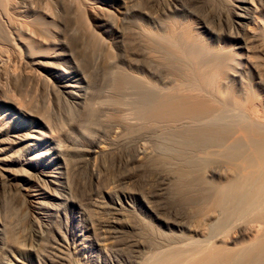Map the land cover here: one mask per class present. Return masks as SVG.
Listing matches in <instances>:
<instances>
[{
  "label": "rangeland",
  "instance_id": "obj_1",
  "mask_svg": "<svg viewBox=\"0 0 264 264\" xmlns=\"http://www.w3.org/2000/svg\"><path fill=\"white\" fill-rule=\"evenodd\" d=\"M18 1L19 8L16 12L22 14L24 13L25 16H29L31 19L36 18L37 16H43V19L48 21L47 26L49 30L54 35L58 36V39L61 41L67 40V42H70L71 38L69 37L72 31L71 29H74L76 24L81 26L83 29H93L96 33H99L98 31H100L90 19L88 12H85L84 9H80V7H78L72 0ZM97 1L100 2V5L102 6L109 4V6H114L116 9L119 8L118 10H120V7L123 5L128 7L127 10L121 13L122 15L118 14L113 16H116L113 23L118 25H115L117 28L114 27L113 24L107 25L106 31L110 37L100 31L102 34L101 36L106 37L105 39L109 42L108 46H111L109 50H113L111 51L113 56L118 57L122 54L120 50L115 47L113 41L116 44L121 41L118 39L117 31L120 28L123 30L121 25L123 20H126L128 23L126 22V25L124 26V31L126 33V39L124 42L125 53L122 60L123 62L120 63L121 67L124 68V70H121L123 72L118 71L119 73L113 74V77H111V75H101L99 76L101 78H99L100 80H98L97 77H93L91 82H95V84L97 83V87L94 86L92 88L94 93L89 98H92L94 103L96 102L95 104H97V106H103V104L108 105L110 103L109 105L113 107L121 108L122 112L114 113L115 115L111 114V119H113V117L118 118L117 116H120V120L122 122H125L126 120V124L129 120L131 123L129 127L132 128L133 125V127H139V129L137 128L138 131L135 132L133 128L128 129L129 127H127L128 131L131 130L133 132H125L126 138L123 139L124 141L122 140L121 142H117L118 144H116L115 151L111 150L109 151L110 154H106L107 156L105 155L103 158L98 159V162L96 163V170H99V165L106 167V170H103L101 174L102 183L100 184H97L95 180L91 179L88 167L83 165V163H85V152H76L73 159L77 167L76 171L73 173V177H71V181H76L78 184V190L70 202H66V204L62 205L60 218H54V221H56L55 227H49L46 223H44V221L42 222L41 225H43L44 228L46 227L45 229L43 228L45 231L43 235L41 231L39 233L38 226L36 224L34 225L31 221L32 217L37 215L33 211L34 204L30 201L31 198L25 195V191H22V196H15L9 194L10 191L8 189L5 191L0 187V201L2 203L0 208L2 207L1 209L4 213V203H6L7 215L9 217L11 216L16 223L15 239L17 241L20 239L19 241H21L20 248L9 247L8 250L0 248V264H137L132 261L140 254L145 257L146 262H151L154 259L155 254L157 252H161V249L162 252L164 250L166 252L172 250L183 252V261L177 263L174 262V264H179L181 262V264H199L203 258L206 259L210 256H215L218 253H216L215 247L221 245V241L224 242L223 246L226 245L227 247H233L235 245V242L233 241L236 239L239 225L243 222V220H250V216L246 215L253 214L255 210L258 212L262 207L263 208L261 210L264 209V201L262 202L260 200L262 197V200H264V185L263 187L260 185L256 188L257 192L255 191V198L260 200L259 202L262 204H260L261 207L256 200L252 204V206L255 204L257 205L256 207L253 206L255 208L250 206L248 210H246L248 212H244L246 213L245 215L239 213L240 215L236 214L233 217L231 216L227 225L222 230L215 233L210 230L213 222L218 219L219 216L221 217L223 212L221 196L218 191L225 186H229L231 183H235L236 179L237 182L244 181L243 183H247L246 181H248V176H244L243 173H241V170L245 167L243 164L245 158H249L253 155V150L249 146L255 141L261 144L262 141L264 142V122H261L264 121V118L257 121L254 115L251 119L250 112L245 111L244 101H242L241 98H238L240 96V91L238 89L239 86L235 83H231V87L229 86L224 92L220 93L221 96H218L219 94L216 95V84L213 83L214 79L212 78L216 70L214 69V72L213 68L210 69V67L201 68V65H197V63L199 64V60L190 54V50L194 46H198L204 49V51L206 50L207 53L204 52V57L206 58L210 55V53L219 54V52H224L232 55L233 51H236V44L239 41L238 39L230 38L223 34L219 35L220 38L217 35L211 37L208 32L199 28L202 22L205 21L211 24V26L216 27L217 30L220 28L219 30L227 32V21L231 18L230 4L232 0ZM10 7L11 6L8 1L0 0V121H2V123L9 122L8 119L6 120L4 117L9 108L6 107V103L4 104L2 99L33 101V103L38 102L39 108H43L49 102V100H47L49 99V96H46V94L43 95L41 92H38V98H36V88L33 86L34 83H23L22 81L19 83V81L16 80V75H18V73L21 74L25 70L28 71V68H30V62L25 56V50L22 46H20V44H18L19 42L16 40L14 31L2 18V12ZM11 12H14V10L11 9ZM217 16H220V18ZM123 17L125 18L123 19ZM218 20H222L221 24L220 22H217ZM23 26L26 27L24 28ZM23 26L19 27V30L23 34L28 35V33L30 34L32 32L31 27L28 26L27 28V25ZM112 38L115 39L112 40ZM11 39L15 41L17 46L20 48V54L15 55L16 53L13 52V49H11L8 45L9 41L7 40ZM166 51L180 56L181 58L179 59V62L184 61L183 64H175L170 59ZM182 54H184V57ZM258 56H261V54ZM258 56L254 57V59L260 61L261 58ZM262 63H264L263 60ZM82 69L85 68L82 66ZM83 71L91 78V75L88 74L89 70L85 69ZM148 71L155 72L158 76H152V74ZM126 72L140 76L145 83L148 82L147 84H151L150 86H153L158 91V95L162 101L171 100L174 105H179V103L181 104L184 102L192 105L203 101L210 103L208 104L210 105V108L212 107L211 109L215 110L214 113L218 112L217 115H219H216L214 117L215 119H212L211 122L218 121L230 123L232 121L234 124L239 119L236 124L232 126L233 130L232 128L230 129L231 133L229 131L226 135H224V138H226L225 140H222L224 142L221 141V144L220 142L219 144H210L206 148L205 152L207 153L203 152L201 153L202 155L199 154L202 158L208 155V158L210 156L211 157L207 162H204L205 164L201 163V166H198L197 171V167H194L195 171L192 173H197L195 181L191 178L193 176L187 178V181H193L192 186H190V188L188 187L191 191L188 190L187 187L183 188L181 185L178 186L179 177H185L182 175L184 174V171L188 170V166L180 164L177 165L174 162L167 160L165 156H161L162 159L165 158L163 161L157 151L155 145L157 142L154 138L156 136L154 134H157L159 131L175 128L179 125L181 126L186 124L188 120L185 121V118L182 116H174L171 118V116L168 117L167 115H162L161 117H158V119L150 118L148 116L145 117V115L143 116L140 114L135 108V102L139 100V94L143 88L135 80L129 77V74L127 76ZM195 73L198 75H195ZM252 74L255 76L253 82L254 89L260 94V97H264V64L259 70V75L256 72H252ZM159 76L161 78L169 76L168 78L173 81L172 84L167 86L162 85L161 80H159ZM199 76H201L200 81L198 80ZM194 80L199 82L196 84ZM247 83L250 86L252 85V82L249 80H247ZM34 97L36 99H34ZM39 99H41V101L43 100V102L45 100L46 104H43V102L39 101ZM243 112H246L247 115L249 113L248 116L246 115L249 117V120L242 116L241 113ZM238 114L241 116H238V118L234 116ZM87 118L88 115H86L85 119ZM131 121H134L135 124ZM191 121L192 120L189 122ZM165 123L167 126H165ZM4 124H8V126H10L9 123ZM229 125H231V123ZM79 127L80 126L76 124L72 126V128H67L69 129V132L65 138L68 140L76 139L78 143L81 144V147L90 148L93 144L95 134L92 137H89L82 131L81 127ZM238 127L241 129L239 130ZM152 129L154 132H152ZM140 130L144 131L141 132ZM237 130L240 132L246 130L244 132L249 135L240 132L237 134ZM231 134L233 135L231 136ZM243 134L249 137L247 138V142L242 141V138L245 137H243ZM238 135H241V137ZM234 136H238L241 139L237 141L239 139L237 138V140H233V142L232 138L235 139ZM229 140H231V143ZM238 142L246 145L244 154L245 158H241L236 161V163L232 164L226 161V159L222 156L226 151L225 149ZM226 143H228V145ZM210 147H214L212 148L213 150H215L216 147H219L220 149L218 148V151L216 149V152L212 149L209 150ZM118 148L119 153L118 150L116 152V149ZM139 148L145 156L141 161L136 163L134 162V157L136 150ZM250 150H252V152ZM210 151H212V153ZM218 156H220V158ZM120 157L125 158V165L123 164V167L121 166L118 168V164L121 159ZM236 166L239 167L240 173L244 176V178L239 173ZM262 166L263 165L260 163L256 165L257 168H255L257 171L254 169V171L251 172L252 174H249L250 181L257 179V174L259 177L261 174L264 175V166L263 168ZM180 168L183 170H180ZM258 171L260 172V175L259 173L255 174ZM180 172L182 174H180ZM241 178L247 180H241ZM108 182L113 184L106 185ZM106 187H111L112 193H110V191H106ZM260 187H262V191ZM214 189L218 190L215 192ZM24 195L27 198H25ZM190 196L191 198H196L197 203L189 202ZM115 199H119L123 205L125 204L124 206L126 208L128 207L126 209L128 210L127 212L124 210V215H117L115 210L112 209L113 200ZM26 214L30 217H27ZM165 221L170 223V228L165 226ZM92 224L97 231L95 238L91 235L93 243H95L96 239L100 236V239L103 238V240L107 241V246L102 248L93 246L88 247V249L78 257L81 260L79 263L76 261L78 258L73 254L75 251L74 247L77 244L76 242L80 240L81 236L88 231L89 227H92ZM148 224L151 226H148ZM174 224L184 226L185 228L179 229L178 227H173ZM119 226L120 228H118ZM118 231L119 233L116 234ZM160 232L163 233V237L160 236ZM169 237L174 239L171 240ZM163 238L167 240L169 239L172 242H175V244H173V246L170 245L171 247H163V249L161 247V241H165ZM134 241L136 244H139L135 245ZM217 259L220 260L219 256ZM128 261H131L132 263H129ZM141 263L142 262H140V264Z\"/></svg>",
  "mask_w": 264,
  "mask_h": 264
},
{
  "label": "bare ground",
  "instance_id": "obj_2",
  "mask_svg": "<svg viewBox=\"0 0 264 264\" xmlns=\"http://www.w3.org/2000/svg\"><path fill=\"white\" fill-rule=\"evenodd\" d=\"M6 1L9 2L11 7L2 12V18L14 31L16 40L19 42L18 44H20V46H22V48L25 50V56L30 62V68H28V71L25 70L23 73L20 72L21 74L18 73V75H16V80L19 81V83L21 81L23 83H34L33 86L36 88L35 95L37 96L38 92H41L43 95L46 94V96H49V99H47L49 100V102L46 104L45 100L43 102V100L41 101V99H39V101L43 102V104H46V106H44L43 108H39L38 102L33 103V101L1 98L3 103H6V107L9 108L8 111H6L7 113H4V117L6 118V120L8 119L9 122L4 123H9L10 126L0 121V187L5 191L8 189L10 191L9 194L15 196L21 195L22 191H25V195L32 199H30V201L34 204L33 211L37 215H34L32 217L33 220L31 219V221L34 225L36 224L38 226L39 233L41 231L43 235L45 232L44 229L46 227L44 228L43 225H41L42 222L44 221V223H46V225H48L49 227H55L56 221H54V218H60L62 205L66 204V202H70V200L74 198V194L78 190V184L76 183V181H71V177H73V173L76 171L77 167L73 159L76 152H85V163H83V165H86L88 167L91 179L95 180L97 184H100L102 183L101 174L103 170H106V167L103 165H99V170H96V163L98 162V159L103 158L106 154H110L109 151L111 150L115 151L116 144H118L117 142H121L124 138H126L125 132L128 131L127 127L131 125L129 120L128 123L130 124H126V120L125 122H122L120 120V116H117L118 118L113 117V119H111V114L122 112L121 108L113 107L109 105L110 103L108 105L103 104V106H97V104H95L96 102L94 103L93 99L89 98L94 93V91H92V88L97 84H95V82H91V79H93V77H97V79L100 80L101 78L99 76L101 75H111V77H113V74L123 72L121 70H124V68L121 67L120 63L123 62L122 60L125 53L124 42L126 39V33L124 31V26L126 25L125 23L127 21L123 20L121 23L123 30L120 28L117 31L118 39H120L121 41L117 44L113 41L115 47H117V49L122 53L118 57L112 55L111 51L113 50H109L111 46H108L109 42L105 39L106 37L103 36V38L101 36L102 34L100 33V31L107 34L106 27L108 24H113V26L117 28L118 25L116 23H113V20L116 18V16H113L118 14L122 15L121 13L127 10L128 7L126 5H123L120 7V11L118 10L119 8L116 9L114 8V6H109V4H105L104 7L100 5V2H98L97 0H72L78 7H80V9H84L85 12H88V14L90 15V19L100 31H98L99 33H96L93 29H83L81 26L75 23L77 27L75 26L74 29H71L72 31L69 37L71 39L70 42H67V40H59L58 36L54 35L49 30L47 26L48 21L44 20L43 16H37L36 18L31 19L29 16H25L24 13L22 14L16 12L19 8L18 0ZM107 2L111 1L107 0ZM230 6L231 18L227 21V32L219 30L220 28L217 30L216 27L211 26V24L205 21L202 22L199 28L208 32L211 37H214L215 35L219 37L220 34H223L227 37L238 39L239 41L236 44V51H233L232 55L226 54L224 52H219V54L210 53V55L206 58L204 57V52H206V50L204 51V49L198 46H194L190 50V54L191 56H193L194 58L196 57L199 60V64L197 63V65H201V68L210 67V69L213 68L214 72L216 70L214 76L212 77L214 79L213 83L216 84V95L219 94L218 96H221L220 93L224 92L231 83H235L239 86L238 89L240 91V96L238 98H241V100L244 101V108L246 109L245 111L250 112L251 119L255 115V119L259 121V119L264 118V97H260V94L253 87L255 76L254 74H252V72H256L259 75V70L264 64L262 63V60L264 61V0H232ZM11 9L14 10V12H11ZM220 16L217 17L220 18ZM124 18L125 17H123V19ZM217 22H220L221 24L222 20H218ZM23 25H27V28L28 26L31 27L32 32L30 31L31 33H28V35L23 34L19 30V27ZM107 35L109 36V34ZM114 39L112 38V40ZM11 40H7L9 41L8 45L11 47V49H13V52L16 53H14L15 55L20 54V48L17 46L15 41ZM166 53L175 64H183L184 61L179 62V59L181 58L180 56L169 51H166ZM184 54H182V56ZM259 54H261V56H258ZM256 56L261 58L260 61L254 59V57ZM82 66L86 70H89L88 74L91 75V78L86 74V72L83 71L85 69H82ZM148 72L151 73L152 76H158V74H156L155 72ZM196 73L195 75H198ZM126 74L127 76L129 74V77L135 80L143 88H141V91L139 90L140 97L138 98L139 100L135 102V108L140 114H142L143 116L145 115V117L148 116L150 118H158L162 115H167L168 117L171 116V118H173L174 116H182L185 118V121L188 120L186 124H183L181 126L179 125L175 128L159 131L157 134H154L157 136H155L154 138L156 139L157 143L155 145L161 159V156H165L167 160H170L177 165L180 164L183 166H188V170L184 171V174L182 175L185 177H179L180 179L178 182V186L181 185V187H187V189L190 190L189 188L190 186H192L193 181H195L197 174L192 173L193 171H195L194 167H197V171L198 166L200 167L201 163L207 162L211 157L210 156L208 158V155L202 158L201 153L205 152L206 148L210 144H219V142L221 144V141L226 139L224 138V135H226V133L230 131L232 126H234L239 119L234 124L231 121V125H229L230 123L228 122H226L227 124L218 121L211 122L212 119H215L214 117L218 114V112L214 113L215 110L211 109L212 107L210 108V105H208L210 103L203 101L198 102V104L194 103L195 105H192L190 103L184 102L181 104L179 103V105H174L171 100L162 101L160 100L158 91L153 86L151 87V84H147L148 82L145 83L140 78V76H136L133 73V75L128 72H126ZM168 77H160L161 79L159 78L162 85L167 86L169 84H172L173 81ZM200 77L201 76H199L198 78L199 81L201 79ZM247 80L252 82L251 86L248 85ZM194 81L196 82V84L197 82H199L196 80ZM203 90L206 91L205 89ZM36 98H38V96ZM36 98L34 97V99ZM241 114L243 117H245V119L249 120V117H247L249 113L248 115L246 112H243ZM86 115H88L87 119H85ZM234 116L238 118L239 114ZM190 120L192 121L189 122ZM132 123H134V121ZM76 124L80 126L82 131L89 137H92L95 134L93 144L90 148L81 147V144H79L76 139L68 140L65 138V136L69 132V129L67 128H72V126ZM165 126H167V124ZM130 128L131 127H129L128 129ZM132 128L133 130H135V132L139 129V127H133V125ZM240 129L241 128H239V130ZM239 130H237V134H239ZM129 131L131 133L133 132L131 130ZM244 131H241L240 133H245ZM152 132H154V130ZM232 135L233 134H231V136ZM238 136L241 137V135ZM238 136H234L235 139L232 138V141L237 140V138H239ZM244 136L245 135L243 134V137ZM245 137L242 138V141L247 142V138L249 137ZM240 139L241 138H239L237 141H239ZM230 141L231 140H229V142ZM255 142H252V144L249 146L253 150V155H251L249 158L244 157L246 145L240 142L236 144L234 143L232 146L225 149L226 151L223 153L222 157L232 164L236 163V161L241 158H245L243 163L245 167L242 168L243 170H241V173H243L244 176H248V181H246L247 179L245 180L241 178V180H245L247 182L243 183L244 181L237 182L236 179L235 183H231L229 186H225L218 191L219 195L221 196V205L223 208V212L221 211V217L219 216L218 219L213 222V224L211 225V229L209 228L214 233L222 230L227 225L231 216L233 217L234 215L239 213L245 215L246 213L244 212L248 210L250 206H257L256 204L252 206V204L257 200V198H255V193L257 192L256 188H258L260 185L263 187L264 185V175H260L259 171L256 173L254 172L255 174L259 173L260 177L257 174V179L250 181L249 174H252L251 172L254 171V169L256 170V165L258 163L264 166V142L262 141V144ZM228 143L226 144L228 145ZM212 148L210 147L209 150H211ZM218 148L216 147L217 151ZM216 149L212 150L216 151ZM117 150L119 153V148L116 149V152ZM252 150L250 151L252 152ZM210 152L212 153V151ZM199 154L201 155L199 156ZM144 156L145 154L140 151V148L137 149L134 157V162L137 163L141 161ZM218 157L220 158V156ZM123 164L125 165V158L120 159L118 168H120ZM181 168L180 170H183ZM237 168L240 173L239 167ZM181 172L180 174H182ZM243 175L242 177L244 178ZM188 177H191L193 181H187ZM112 184L113 183L108 182L106 185ZM262 187H260L261 191ZM111 189V187H106V191H110V193H112ZM217 190H215V192ZM25 195L24 197L27 198ZM262 199L263 197L260 199L263 202L264 200ZM260 200H257V203H259V206L261 207L262 204L259 202ZM189 202L197 203V199L191 198L190 196ZM1 204L2 203L0 201V206ZM124 205L120 202L119 199H115L113 200V206H111L112 209L115 210L117 215L121 216L124 210L128 208H126ZM1 208L0 248L3 250H8L9 247L20 248V239H18V241L15 239L16 223L11 216L9 217L7 215L8 213L6 210V203H4V213ZM262 208H260L258 212L253 209L255 210V213L253 212V214L250 213L251 215H246L250 216V220H243V222H241V224L239 225L236 239L233 241L235 242V245L233 247H227L226 245L223 246L224 242L221 241L222 244H217L218 246L215 247V251L216 253L218 252L219 255L217 253L215 255L216 257L213 255L206 259L203 258V260L199 264H264V209L261 210ZM127 211L128 210H126V212ZM26 216L30 217L28 216V214H26ZM165 223V226H168V228H170V223L166 221ZM148 226L151 225L148 224ZM173 227H178L179 229L185 228L184 226H179L176 224H174ZM118 228H120V226ZM117 233H119V231L116 232V234ZM91 235L94 238L97 235L96 228L93 224L92 227H89L88 231H86L85 234L81 236L80 240L76 242L77 244L74 247L75 251L72 252L77 258L90 246L98 248L107 246V241L103 240L102 237V239H100V236L96 239L97 243H93ZM160 236L163 237V233H161ZM169 239L171 238L169 237ZM169 239H164V242L161 241L162 248L171 247L170 245L173 246V244H175V242L171 241L174 238H172L171 240ZM134 243L135 245L139 244H136L135 241ZM164 251L162 252L161 249V252H157L151 262H146L145 257L142 254L134 258L135 261L133 260L132 262H136L137 264H140V262H142L141 264H171L173 262L172 264H174V262L177 263L183 261V252L178 250H172L168 252ZM218 256L220 260L217 259ZM76 261L79 262L81 260L80 258H78ZM128 262L132 263L131 261Z\"/></svg>",
  "mask_w": 264,
  "mask_h": 264
}]
</instances>
